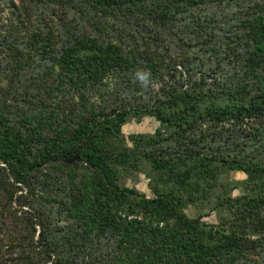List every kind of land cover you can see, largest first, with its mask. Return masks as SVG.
I'll return each instance as SVG.
<instances>
[{"label": "trees", "instance_id": "obj_1", "mask_svg": "<svg viewBox=\"0 0 264 264\" xmlns=\"http://www.w3.org/2000/svg\"><path fill=\"white\" fill-rule=\"evenodd\" d=\"M0 264H264V0H0Z\"/></svg>", "mask_w": 264, "mask_h": 264}, {"label": "rangeland", "instance_id": "obj_2", "mask_svg": "<svg viewBox=\"0 0 264 264\" xmlns=\"http://www.w3.org/2000/svg\"><path fill=\"white\" fill-rule=\"evenodd\" d=\"M159 122L154 117H144L141 121H137L135 118L131 119L126 125L123 127V131L126 135L130 133H152L159 126ZM246 175L242 171H231L229 178L230 179H243ZM122 183L138 189L142 193H146L147 195H152L153 191L150 188V179L148 175L144 172H133L131 175L122 179ZM236 193V191H235ZM186 212L191 216H197L198 211L195 207L189 206L186 209ZM208 222H217L218 215L216 213H212L210 216H206L204 218Z\"/></svg>", "mask_w": 264, "mask_h": 264}, {"label": "built area", "instance_id": "obj_3", "mask_svg": "<svg viewBox=\"0 0 264 264\" xmlns=\"http://www.w3.org/2000/svg\"><path fill=\"white\" fill-rule=\"evenodd\" d=\"M134 215L129 216V218L133 217Z\"/></svg>", "mask_w": 264, "mask_h": 264}]
</instances>
